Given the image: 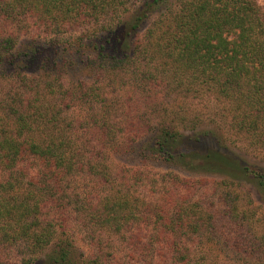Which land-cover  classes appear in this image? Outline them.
I'll use <instances>...</instances> for the list:
<instances>
[{"label":"trees","instance_id":"16d2710c","mask_svg":"<svg viewBox=\"0 0 264 264\" xmlns=\"http://www.w3.org/2000/svg\"><path fill=\"white\" fill-rule=\"evenodd\" d=\"M134 1L0 0V77L7 85L0 89L4 96L0 98V246L8 243L31 254L44 252L35 264H209L206 248L180 244L183 239L199 242L196 239L205 238L209 226L218 225L216 218L195 217L176 201L158 205L141 200L134 195L130 177L120 176L115 192L99 196L80 189V179L97 175L106 182L111 174L104 161H96L103 156L95 153L89 139L64 132L59 103L45 104L42 83L45 91L58 97L64 89L59 73L57 88L45 80L51 69L56 72L62 65L44 55L39 43L46 34L60 37L68 28L86 27L90 38L98 34V27L105 28L98 38L101 44L95 43L98 53H89L83 61L86 67L98 60L103 66L109 61H140L141 79L153 81L164 93L157 92L156 99L180 94V89L187 96L214 95L230 104V121L225 119L226 126L200 128L188 138L213 139L228 149L222 136L227 127L245 135L255 149H264V13L258 3L181 0L176 9L160 13L143 28L165 0H144L130 13ZM32 23L40 38L20 40L21 28L25 25L29 33ZM75 51L63 64L81 60ZM83 84L70 86L66 96L70 100H77L78 93L85 96L88 87ZM137 130L127 144H115L110 138L113 148L123 145L120 151L126 163L167 164L170 170L172 164L187 165L188 170L220 174L236 183L245 178L264 196L263 167L241 164L236 156L219 150L188 152L184 142L189 134L178 129L173 118L144 120ZM157 223L162 230L144 237L141 227ZM76 228L82 233L80 243L74 236ZM252 235H245L250 248L243 252L258 262L247 264H264V233ZM117 239L126 246H113Z\"/></svg>","mask_w":264,"mask_h":264},{"label":"rangeland","instance_id":"374dc122","mask_svg":"<svg viewBox=\"0 0 264 264\" xmlns=\"http://www.w3.org/2000/svg\"><path fill=\"white\" fill-rule=\"evenodd\" d=\"M142 1L144 0L134 1L136 5L131 6L130 13L135 12V7L142 5ZM255 1L264 13V0ZM180 2L181 0L163 1L157 6L154 17L147 20L143 28H146L156 16L158 18L160 13H169V10L176 9ZM125 16L123 14V17ZM132 16L126 20H130ZM95 25H92V30L95 29L93 28ZM25 30L26 26L24 25L20 30L24 32L20 40L30 41L31 38L39 37L37 35L39 28L36 24L32 23L29 33H26ZM95 31L98 34L89 38L86 36L89 34L86 27H72L62 33L60 37L46 34L45 39L41 38L44 40L39 43L44 50V55L51 57V60L55 57L62 62V65L58 66V71L52 72L51 69L50 77H45V80L52 82V86L55 87L60 83L55 79L59 73L62 78L61 82H63L62 88H64L63 92L61 90L60 97L57 96L59 94L49 92V89L45 91L44 83L39 87L45 92L46 106L51 107L59 103L58 107L62 110L61 124L64 132L68 134L75 132L83 138L82 140L89 139L95 145V153L99 154L100 151L103 156V160L99 156L96 161H104L111 174L110 181L105 182L95 175L92 176V179L88 177L85 180L80 179L77 185L86 194L99 196L107 192H115L121 184L120 176H124L126 180L130 177L128 180H130V184L133 183L134 195L141 200L158 205L171 200L173 204L177 202L176 205L192 211L195 217L208 218L210 216L218 220V225L209 226L205 238L196 239L199 242H188L183 239L180 246L206 248L209 251L207 260L209 264L256 262L257 258L254 259L255 257L243 252L245 248H250V243L244 240L245 235L249 233L250 236H253L252 234L257 233L258 236H261L264 233L262 221L264 219V196L256 185L245 178L240 183H236L220 174L194 172L188 170L189 166L187 165L182 168L179 165H169L172 171L167 168V164H162L163 166L144 163L128 164L125 157L121 155L120 149L123 148V145H115L113 148L110 145V138L116 140L115 144H127L128 136L134 135L138 131V123L144 120L158 122L162 118H168V120L173 118L177 128L189 134L184 142L186 148L184 149L188 152L219 150L225 155L236 156L241 164L264 168V149H255L243 137L245 135H238L235 130L227 127L224 128L222 136L229 147L228 149L219 147L213 139H203L201 142L190 140L188 137L194 135L193 133L200 128L214 127L218 124L226 126L225 119L229 122L232 114L229 111L230 104L208 93L197 97L187 96L182 89H180V94L172 92L162 95L166 99L163 97L156 99L157 96L164 93L159 91L161 90L160 86L158 88L153 85V81L141 79L142 65L138 63L140 61L126 64L109 61L110 63L103 66V62L98 60L94 65L86 67L83 61L85 58H89V53L91 56L98 53L95 43L101 44V40L98 38L106 32V29L100 26ZM83 33L84 35L79 37ZM141 36L143 37L144 34L142 33ZM56 38H60L61 41L55 40ZM21 43L19 42L18 45ZM71 50H76L75 58L78 56L82 61L74 58L79 61H76L77 64L73 63L70 66L68 60L63 64L64 58L69 56ZM83 52L87 54L85 55ZM2 79L0 77V89L2 87L6 90L5 86L7 85ZM81 82L88 87L87 93L82 97V94L78 93L80 97L77 100H70L66 96V90ZM1 91L3 92V90H0V98H3ZM55 95L59 100H56ZM104 137L109 139V143L107 140L104 143ZM129 169L130 171H128ZM134 169H137L138 172H134ZM133 173H135L134 176H132ZM161 227L163 226L157 223L141 228L144 230V237H147L160 232ZM74 236L80 243L82 233L77 228L74 230ZM83 239L84 237L81 240ZM144 242L154 247L164 245L156 241ZM112 244L119 249L126 246L125 242L120 239L113 241ZM240 248H242L241 251H238ZM123 250L125 251V249ZM39 258H44V252L31 254L8 243L0 246V264H26L28 259L30 264H35Z\"/></svg>","mask_w":264,"mask_h":264}]
</instances>
